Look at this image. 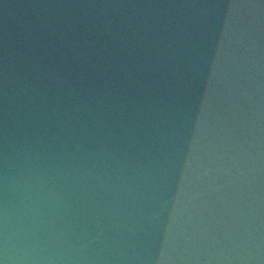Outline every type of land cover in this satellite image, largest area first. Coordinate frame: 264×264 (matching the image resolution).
Wrapping results in <instances>:
<instances>
[{
    "label": "water",
    "instance_id": "obj_1",
    "mask_svg": "<svg viewBox=\"0 0 264 264\" xmlns=\"http://www.w3.org/2000/svg\"><path fill=\"white\" fill-rule=\"evenodd\" d=\"M0 264H264V0H0Z\"/></svg>",
    "mask_w": 264,
    "mask_h": 264
}]
</instances>
